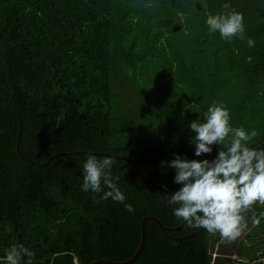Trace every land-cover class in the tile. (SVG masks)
Listing matches in <instances>:
<instances>
[{
	"label": "trees",
	"instance_id": "trees-1",
	"mask_svg": "<svg viewBox=\"0 0 264 264\" xmlns=\"http://www.w3.org/2000/svg\"><path fill=\"white\" fill-rule=\"evenodd\" d=\"M231 11L244 17L243 39L206 24ZM157 58L164 63L152 75ZM127 70L148 75L144 98L136 86L143 113L119 106L113 83ZM213 101L227 107L231 127L256 130L249 147L264 149V0H0V258L22 244L32 264L127 259L152 214L167 234L148 218L143 246L125 264H264V244L248 232L261 230L258 201L228 242L203 228L181 236L195 228L177 227L166 199L181 185L161 161H211L224 148L197 157L190 143V123ZM90 153L114 159L134 211L82 189Z\"/></svg>",
	"mask_w": 264,
	"mask_h": 264
},
{
	"label": "clouds",
	"instance_id": "clouds-1",
	"mask_svg": "<svg viewBox=\"0 0 264 264\" xmlns=\"http://www.w3.org/2000/svg\"><path fill=\"white\" fill-rule=\"evenodd\" d=\"M151 6L150 3L144 5ZM222 7L228 9L229 5ZM243 20L241 13L231 11L209 15L206 24L210 31H219L224 39L237 35L243 39ZM248 46H254L252 39H248ZM189 127L195 133L190 143L195 145L197 157L210 154L213 145H224V148L211 161L189 160L178 154H174L170 162L161 161L162 165L167 163L175 170L174 182L181 185L167 194V202L173 206L177 219L188 226L203 228L213 235L219 233L224 241H235L245 227L242 211L257 201L264 205V149L249 147V142L257 135L256 130L246 132L242 127H231L229 110L216 101L204 112L202 121L195 119ZM114 162L110 156L98 158L88 154L83 164L81 187L84 191L101 194V200L111 198L123 203L127 211H134L132 205L125 203L126 197L115 183L118 177L112 176ZM254 223L259 224V219ZM34 255L24 245L13 244L0 258V264H21L23 257H27L26 264H32ZM242 264H248L247 260Z\"/></svg>",
	"mask_w": 264,
	"mask_h": 264
},
{
	"label": "rangeland",
	"instance_id": "rangeland-1",
	"mask_svg": "<svg viewBox=\"0 0 264 264\" xmlns=\"http://www.w3.org/2000/svg\"><path fill=\"white\" fill-rule=\"evenodd\" d=\"M163 63L164 62H163L162 58H157L156 61H155V64H156L155 67L156 68L154 66H153L154 68L153 67L149 68L148 69L149 72L152 74L156 69L159 70ZM121 76H122L121 78L123 79L124 82H121V81H119L117 79H114V83H113L115 92L117 94H119L118 98H119V106H120V108L123 109V110L139 111V112L143 113L142 111H140V109L138 107V101L136 100V98L139 97L138 93H137L138 90H137L136 86H138L139 89H141V91H142L141 98H144L145 97V92H146V90L144 89V85L146 84V79L144 77L148 76V75L146 73H144V72H133L132 70H127L126 74H124L121 71ZM127 76H128V79L125 78ZM149 78L151 79L149 83L152 85L153 84V77L149 76ZM170 82H173V80H171ZM187 88H188V90L190 89V87H188V86H187ZM158 90H160V89H158ZM171 97H172V95L169 96L168 98H171ZM121 99L123 101H121ZM125 99H127V100H125ZM146 102H148V99L146 100ZM182 111L185 112L184 109ZM126 117H128L127 113H126ZM145 118L146 117H144V114H142V119H145ZM142 119L140 120V129H142L144 127L143 124L147 121V119H145L144 121ZM256 219H259V221H264V219L262 220L260 216L256 217ZM256 226L257 227H261V230L257 231V232H254L253 230H249V231L246 230V231L251 233L250 234L251 235L250 239H252V241H253V238H254L256 240L258 239V241H260L261 244H264V225L256 224ZM253 233H254V235H253ZM218 235L220 236L219 233L214 234L212 236V240L214 241L215 237L218 236ZM224 262L229 264L227 262V260H224ZM232 263L233 264H238L237 261H236V258L232 261ZM263 263H264V261H263Z\"/></svg>",
	"mask_w": 264,
	"mask_h": 264
},
{
	"label": "water",
	"instance_id": "water-1",
	"mask_svg": "<svg viewBox=\"0 0 264 264\" xmlns=\"http://www.w3.org/2000/svg\"><path fill=\"white\" fill-rule=\"evenodd\" d=\"M120 156H122L123 158H127L124 155H120ZM134 166L139 171L140 175L143 176V174L140 172L138 167L135 164H134ZM166 197H167V195H166ZM148 218L155 220L157 222V224L159 225V227L161 228V230L163 231V233L167 234L166 229L169 227L165 226L155 215L147 214V215L143 216L141 219V224H140L141 231H140V239H139L138 246L135 249L134 253L129 258L123 259V260H115V259H110V258H99V259L92 260V261L88 262L87 264H97V263H101V262L112 263V264H125V263L131 262L132 260H134L137 257V255L139 254V252L143 246L144 239H145V222ZM182 224H183V221L180 220V223H179V225H177V227H180ZM200 229L201 228H199V229L195 228L191 232L182 234L181 236H187V235L193 234Z\"/></svg>",
	"mask_w": 264,
	"mask_h": 264
}]
</instances>
